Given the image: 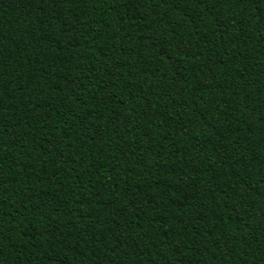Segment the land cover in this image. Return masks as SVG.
Returning a JSON list of instances; mask_svg holds the SVG:
<instances>
[{"label": "trees", "instance_id": "trees-1", "mask_svg": "<svg viewBox=\"0 0 264 264\" xmlns=\"http://www.w3.org/2000/svg\"><path fill=\"white\" fill-rule=\"evenodd\" d=\"M0 264H264V0H0Z\"/></svg>", "mask_w": 264, "mask_h": 264}]
</instances>
